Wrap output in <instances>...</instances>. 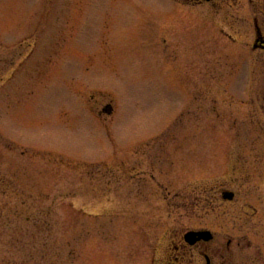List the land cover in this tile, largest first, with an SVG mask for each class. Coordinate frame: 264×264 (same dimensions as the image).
I'll use <instances>...</instances> for the list:
<instances>
[{
  "label": "rangeland",
  "instance_id": "374dc122",
  "mask_svg": "<svg viewBox=\"0 0 264 264\" xmlns=\"http://www.w3.org/2000/svg\"><path fill=\"white\" fill-rule=\"evenodd\" d=\"M199 1L0 0V264H177L199 223L246 232L264 0Z\"/></svg>",
  "mask_w": 264,
  "mask_h": 264
},
{
  "label": "flooded vegetation",
  "instance_id": "af4514ba",
  "mask_svg": "<svg viewBox=\"0 0 264 264\" xmlns=\"http://www.w3.org/2000/svg\"><path fill=\"white\" fill-rule=\"evenodd\" d=\"M199 2L208 3L209 0H200ZM251 2H255V0H251ZM258 28H260L259 24ZM261 35L258 32L259 40L256 46L264 48V36L262 35V37ZM234 188V186H231V189L230 186H223L217 192L219 194L217 197L218 201L225 204L239 203V193ZM207 205H204L205 209H207ZM239 210L242 223H238V227L244 228L246 231L242 236L221 233L199 223L197 228L188 230L182 236L181 249L183 251L181 257H176V261L178 263L184 262L189 258L198 256L202 264H264V196L263 198H257L254 204H241ZM249 219L252 221L253 219H258L261 223H247ZM233 224L231 223L229 228ZM251 226L255 227V229H250ZM189 233H198L197 240L193 244L186 239ZM177 248L179 250L180 246H177Z\"/></svg>",
  "mask_w": 264,
  "mask_h": 264
}]
</instances>
